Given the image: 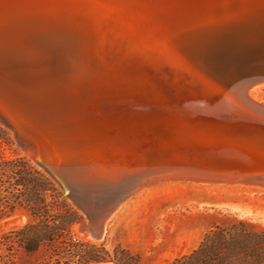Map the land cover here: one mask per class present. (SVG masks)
Segmentation results:
<instances>
[{
    "label": "bare ground",
    "instance_id": "bare-ground-1",
    "mask_svg": "<svg viewBox=\"0 0 264 264\" xmlns=\"http://www.w3.org/2000/svg\"><path fill=\"white\" fill-rule=\"evenodd\" d=\"M256 42L264 0H0V70L12 74L0 75V112L32 156L54 162L90 203L124 197L108 221L166 179L261 187L155 174L181 157L149 141L163 135V116L223 109L213 98L264 115L253 94L264 81L220 63L241 49L247 57Z\"/></svg>",
    "mask_w": 264,
    "mask_h": 264
},
{
    "label": "rangeland",
    "instance_id": "rangeland-1",
    "mask_svg": "<svg viewBox=\"0 0 264 264\" xmlns=\"http://www.w3.org/2000/svg\"><path fill=\"white\" fill-rule=\"evenodd\" d=\"M253 94L264 104V83ZM17 158L32 165V181L36 179L34 168L43 173L38 176L46 188L39 190L43 203L55 200L54 208L78 211L79 219L72 226L75 238L103 246L111 255L121 244L140 256V264H167L191 252L219 218L246 219L264 227V186L166 179L132 195L108 221L102 239H87L77 230L78 224L88 221L87 216L34 161L31 151L17 142L13 130L0 121V161ZM18 183L13 171H0V264H43L49 256L45 246L32 253L20 243L21 229L35 220L24 204L13 203L29 190Z\"/></svg>",
    "mask_w": 264,
    "mask_h": 264
},
{
    "label": "water",
    "instance_id": "water-1",
    "mask_svg": "<svg viewBox=\"0 0 264 264\" xmlns=\"http://www.w3.org/2000/svg\"><path fill=\"white\" fill-rule=\"evenodd\" d=\"M247 57L240 51L229 52L220 63H230L232 68L247 69L250 82L264 81V42L248 44ZM0 75H12L0 70ZM13 77V76H11ZM13 79V78H12ZM213 103L223 109L209 110L203 114L195 112L190 118L182 114L170 113L163 116V135L153 136L149 141L162 143L165 148L179 153L181 159L157 167L155 174L181 172L210 180L250 182L264 185V131L251 129L264 126V115L249 112L213 98ZM216 107V106H215ZM217 107V108H218ZM220 109V108H218ZM0 121L13 129L14 137L22 147H27L25 138L18 129L0 112ZM255 129V128H254ZM162 134V133H161ZM34 161L49 173L63 188L66 195L84 212L88 221L80 224V230L100 240L106 223L118 204L124 199L118 196L107 207L90 203V194L82 191L48 158ZM88 264H114L112 261H96Z\"/></svg>",
    "mask_w": 264,
    "mask_h": 264
},
{
    "label": "trees",
    "instance_id": "trees-1",
    "mask_svg": "<svg viewBox=\"0 0 264 264\" xmlns=\"http://www.w3.org/2000/svg\"><path fill=\"white\" fill-rule=\"evenodd\" d=\"M34 170L36 179L32 181V165L24 158L0 161V171H13L18 176V184L29 188L27 194H21L17 202H13L24 204L35 220L21 229L22 246L32 253L45 246L49 256L43 264H86L106 260L114 264H140V256L121 244L111 255L103 246L75 238L72 226L79 219L78 211L73 207L66 212L54 208L55 200L43 203L39 190L46 188H42L38 177L43 173ZM46 178L53 188V182ZM167 264H264V227L246 219L219 218L195 249Z\"/></svg>",
    "mask_w": 264,
    "mask_h": 264
}]
</instances>
